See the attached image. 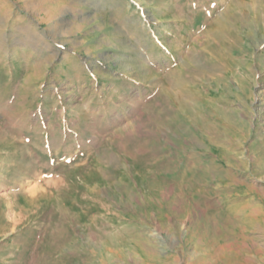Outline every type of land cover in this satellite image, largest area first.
Masks as SVG:
<instances>
[{"label":"rangeland","instance_id":"1","mask_svg":"<svg viewBox=\"0 0 264 264\" xmlns=\"http://www.w3.org/2000/svg\"><path fill=\"white\" fill-rule=\"evenodd\" d=\"M0 264H264V0H0Z\"/></svg>","mask_w":264,"mask_h":264}]
</instances>
